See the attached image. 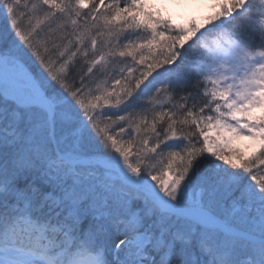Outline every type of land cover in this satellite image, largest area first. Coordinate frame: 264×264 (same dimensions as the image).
<instances>
[{
  "label": "snow or ice",
  "instance_id": "snow-or-ice-1",
  "mask_svg": "<svg viewBox=\"0 0 264 264\" xmlns=\"http://www.w3.org/2000/svg\"><path fill=\"white\" fill-rule=\"evenodd\" d=\"M211 7L0 0V264H264V0Z\"/></svg>",
  "mask_w": 264,
  "mask_h": 264
},
{
  "label": "rangeland",
  "instance_id": "rangeland-1",
  "mask_svg": "<svg viewBox=\"0 0 264 264\" xmlns=\"http://www.w3.org/2000/svg\"><path fill=\"white\" fill-rule=\"evenodd\" d=\"M150 3L158 8L162 15L171 16L177 22H182L189 14L203 17L213 10L211 7L212 0H150ZM222 134L230 135L227 132H222ZM229 147L236 148L242 154L247 155L252 152L256 144L246 136L232 137L229 141Z\"/></svg>",
  "mask_w": 264,
  "mask_h": 264
}]
</instances>
